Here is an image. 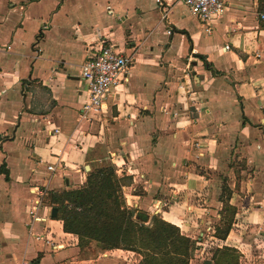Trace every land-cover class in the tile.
<instances>
[{"label": "crops", "instance_id": "obj_1", "mask_svg": "<svg viewBox=\"0 0 264 264\" xmlns=\"http://www.w3.org/2000/svg\"><path fill=\"white\" fill-rule=\"evenodd\" d=\"M163 1L164 11L157 0H0V167L10 176L0 173V264H140L122 249L113 252L135 261L80 257L62 220H31L36 189L79 188L85 166L105 162L131 206L196 244L212 229L216 249L264 264V0H226L211 33L184 0ZM102 41L131 57L129 79L85 112L82 65ZM223 192L235 209L226 238L215 233ZM51 210L45 201L38 214Z\"/></svg>", "mask_w": 264, "mask_h": 264}, {"label": "trees", "instance_id": "obj_2", "mask_svg": "<svg viewBox=\"0 0 264 264\" xmlns=\"http://www.w3.org/2000/svg\"><path fill=\"white\" fill-rule=\"evenodd\" d=\"M260 8L264 14V5ZM207 66L212 69L210 64L207 63ZM0 173L5 174L7 180L10 179L5 163L1 165ZM124 186V177L109 162L89 170L86 182L79 188L48 191L46 201L50 207H58L57 219L63 221L66 232L78 236L81 246L84 239L96 240L104 250L141 252V264H190L197 248L196 241L161 216L154 215L150 223L145 224L149 214L127 205ZM220 200L224 202L223 210L228 214L215 233L226 238L232 229L235 209L224 192ZM212 260L206 264H239V254L231 247L218 248ZM33 263L38 264V261Z\"/></svg>", "mask_w": 264, "mask_h": 264}, {"label": "built area", "instance_id": "obj_3", "mask_svg": "<svg viewBox=\"0 0 264 264\" xmlns=\"http://www.w3.org/2000/svg\"><path fill=\"white\" fill-rule=\"evenodd\" d=\"M188 5L191 13L199 18L205 27L206 31L211 33L212 26L211 21L223 16L229 7L226 0H184ZM158 7L164 11L165 2L163 0H157ZM165 17L167 13H164ZM164 17V18H165ZM261 18H264V14H261ZM168 34H172V30H168ZM230 46L226 45L228 49ZM131 63V57L120 52L117 47L112 43L102 41L100 47L90 55L82 65V76L88 84L89 97L88 101L84 104L83 110L99 111L101 110L106 98L118 86L128 82V69ZM54 131H58V128H54ZM50 170H54V165L48 166ZM36 198L34 207L31 210L32 222L45 221L50 218L48 216H42L38 214L39 208H43V201L46 191L43 189H36ZM156 202L157 212L162 211L164 205ZM39 240L45 239L47 244L51 245L53 249H59L63 244L55 242L49 237H43L38 235ZM20 264H33L30 260H23Z\"/></svg>", "mask_w": 264, "mask_h": 264}, {"label": "rangeland", "instance_id": "obj_4", "mask_svg": "<svg viewBox=\"0 0 264 264\" xmlns=\"http://www.w3.org/2000/svg\"><path fill=\"white\" fill-rule=\"evenodd\" d=\"M106 163H109V162H105L103 164H106ZM253 168H254L253 166L236 165V166H234V172H236V171L240 172L242 169H253ZM46 196L47 195H45L43 202L46 201ZM159 204L161 206V205H163V202L160 201ZM127 205L129 207L136 208L134 206H131L128 202H127ZM155 208H160V207L155 206ZM138 209H140V208H138ZM148 214H149V218H147V220L145 221V224H149L150 223V218L152 216H154V215L161 216L160 213H155V214L148 213ZM206 233H207V235L203 236L206 239V242L204 241L205 242L204 244L203 243L202 244H196L197 246H202L203 248H205V252L203 251V253H202V252L194 251L193 257H195V260H194L193 264H204V262L207 260V258L211 259L214 256V252L216 251V247H214V244H212V242L210 241V240H213L212 238H210V236L213 235V230L212 229L206 230ZM79 243H78V245L80 247V251H79V256L80 257L96 259V258L103 257L104 256L103 254H105L107 251H111L112 255H110V256L124 258V256L127 255V256H129V259H134V261H135V258H137V255H135V254L133 255V254H131L129 252L128 253H123L122 251H118L117 253H114L113 251H115L117 249L104 250L102 245L96 240L84 239L82 246ZM122 250L127 252L126 249H122ZM128 251H132V250H128ZM133 252H136L137 254H140V256H141L140 264H141V261L143 259V254L141 252H139V251H133ZM201 258H202V261L200 262L199 260H201Z\"/></svg>", "mask_w": 264, "mask_h": 264}, {"label": "water", "instance_id": "obj_5", "mask_svg": "<svg viewBox=\"0 0 264 264\" xmlns=\"http://www.w3.org/2000/svg\"><path fill=\"white\" fill-rule=\"evenodd\" d=\"M85 169H86V171H89L90 170V165H86ZM58 213H59L58 207H52L51 216L53 218H58ZM59 264H65V263H59Z\"/></svg>", "mask_w": 264, "mask_h": 264}]
</instances>
